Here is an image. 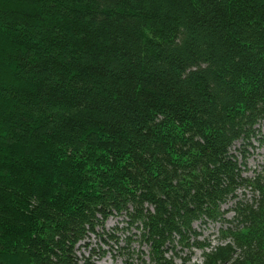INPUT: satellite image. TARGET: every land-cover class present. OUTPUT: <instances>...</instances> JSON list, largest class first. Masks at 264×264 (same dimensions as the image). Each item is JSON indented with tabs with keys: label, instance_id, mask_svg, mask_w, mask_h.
<instances>
[{
	"label": "trees",
	"instance_id": "obj_1",
	"mask_svg": "<svg viewBox=\"0 0 264 264\" xmlns=\"http://www.w3.org/2000/svg\"><path fill=\"white\" fill-rule=\"evenodd\" d=\"M258 148L264 0H0V264H264Z\"/></svg>",
	"mask_w": 264,
	"mask_h": 264
},
{
	"label": "rangeland",
	"instance_id": "obj_2",
	"mask_svg": "<svg viewBox=\"0 0 264 264\" xmlns=\"http://www.w3.org/2000/svg\"><path fill=\"white\" fill-rule=\"evenodd\" d=\"M253 150L254 151L251 152V155L248 159L250 161L248 165V170H246V173H245L249 177H252L255 175L254 172L257 170L259 165L264 166V156L261 154V153H264V149L258 148L257 150L256 149H253ZM244 194H246L247 197L252 196L250 191H247V192L241 191L239 192V197L243 198ZM232 204L233 202H231L227 207H225V209H230L231 208L230 206H232ZM232 214H233L232 212L229 213L230 216ZM122 220L123 219L118 216L111 217L106 224V231L112 232L111 231L112 228L116 227L117 225H121V223L123 224ZM196 226L199 229V231L202 232L201 239H204V238L209 239L212 246L218 244L220 226H213V225L202 226L199 223H197ZM128 233H129L128 231H124V230H120L117 232L116 236L119 238L121 246L125 245L124 241L126 239V236L129 235ZM104 237H107V236H104ZM99 247L103 249L101 252H100ZM92 248L95 249L94 256L96 258V264H122L120 254L118 253L117 246L114 242L110 241L109 244H107L104 241H100L98 237L91 236L90 247L88 248V250L85 247L81 248L79 250V256L84 255L88 257L89 251ZM131 248L133 251H135V253L140 252V245L138 242H134ZM142 249L145 252V254L148 253V250L145 246H143ZM145 259H146V263H142V264H150V261L147 256H145ZM203 259H204L203 251L199 249L194 250V254L192 255L191 262L201 264L203 262ZM176 264H182V261L178 258L176 259Z\"/></svg>",
	"mask_w": 264,
	"mask_h": 264
}]
</instances>
